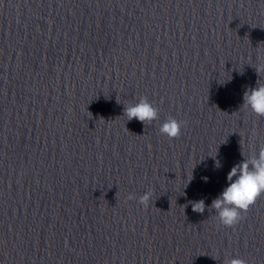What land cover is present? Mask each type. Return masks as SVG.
<instances>
[{"label":"water","instance_id":"1","mask_svg":"<svg viewBox=\"0 0 264 264\" xmlns=\"http://www.w3.org/2000/svg\"><path fill=\"white\" fill-rule=\"evenodd\" d=\"M262 64L264 0H0V264H264V194L209 209L264 146Z\"/></svg>","mask_w":264,"mask_h":264},{"label":"clouds","instance_id":"2","mask_svg":"<svg viewBox=\"0 0 264 264\" xmlns=\"http://www.w3.org/2000/svg\"><path fill=\"white\" fill-rule=\"evenodd\" d=\"M255 69L259 75L264 71V64L258 65ZM243 105L250 108L257 116H264V83L258 80L256 87L245 90ZM123 115L129 121L135 118L143 124H150L158 119V109L146 97H141L138 102L125 105ZM181 123L169 117L158 130L169 139L176 138L181 133ZM220 166L217 160L215 167ZM203 179L207 182L208 178ZM227 182V186L212 200L209 209L215 210L222 225L232 227L243 219L242 213H246L257 198L264 194V146L259 149L258 154L244 157L241 162L235 164L227 174ZM151 197L152 192L146 191L139 197L138 202L146 207ZM127 198L132 200L136 197L129 194ZM191 203L194 212L204 213L206 207L204 200ZM224 264H246V261L241 258H226Z\"/></svg>","mask_w":264,"mask_h":264}]
</instances>
